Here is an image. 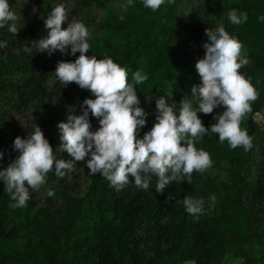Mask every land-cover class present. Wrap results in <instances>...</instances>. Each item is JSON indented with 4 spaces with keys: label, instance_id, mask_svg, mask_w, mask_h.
<instances>
[{
    "label": "trees",
    "instance_id": "obj_1",
    "mask_svg": "<svg viewBox=\"0 0 264 264\" xmlns=\"http://www.w3.org/2000/svg\"><path fill=\"white\" fill-rule=\"evenodd\" d=\"M18 17V32L9 31L12 21L0 27V169L17 156L14 140L26 138L38 124L57 159L72 160L59 150L58 123L67 114L80 115L85 98H95L77 84L59 82V61H74L79 52L51 56L36 52L32 40L49 31L44 20L63 4L68 20L83 22L89 30L88 56L111 58L128 73L140 71L147 80L134 85L140 107L147 113L142 138L156 117V99L164 96L177 114L179 102L192 99V87L202 81L196 62L205 52V29L223 25L242 44L248 64L239 71L258 92L241 127L252 138V148H231L218 134L207 133L196 142L210 154L212 166L193 172L191 183L172 181L156 192L153 175L149 188H137L134 177L121 189L101 174L90 173L86 161L73 162L74 170L57 177L53 168L39 190L29 189L25 207L15 203L0 179V264H225L227 255L238 264H264V123L254 118L264 107V0H172L153 11L143 0H8ZM33 7L37 9L34 13ZM247 14L232 24L228 13ZM28 48L29 51H25ZM198 112L209 128L223 111ZM91 130L99 121L89 113ZM49 189L54 195L48 196ZM169 194L171 199H169ZM203 199V212L190 215L185 196ZM215 196V201L210 197Z\"/></svg>",
    "mask_w": 264,
    "mask_h": 264
},
{
    "label": "clouds",
    "instance_id": "obj_2",
    "mask_svg": "<svg viewBox=\"0 0 264 264\" xmlns=\"http://www.w3.org/2000/svg\"><path fill=\"white\" fill-rule=\"evenodd\" d=\"M164 3L165 0H143L144 6L153 11ZM128 4L132 6V0H128ZM32 11L35 13L37 9L33 7ZM68 18L63 4L55 6L44 20L49 31L31 43L36 52H46L49 56L56 50L64 54L69 48L71 55L79 52L74 61H59L54 73L63 85L75 83L81 89H88L95 98H85L82 114H67L66 122L57 125L62 141L59 150H66L72 160L57 159L38 124L26 138H15L14 148L19 154L0 169L5 191L15 201L10 207H25L30 198L29 189L39 190L53 168L57 177H64V170H74L73 162L86 161L90 173L101 174L118 190L129 182V174L134 177L137 188L147 190L155 175L158 178L156 192H163L172 181L184 182L185 177L190 184L194 171L203 173L212 166L210 154L196 147V142L209 132L218 134L219 141H227L233 149L243 146L249 151L252 148V138L241 123L252 111L251 104L257 100L258 92L251 80L239 71L249 62L241 56V42L223 25L214 30L205 29L208 37L203 44L205 52L195 65L202 83L191 89L192 97H196L195 107L192 99L185 97L179 102L177 114L173 104L164 96L158 97L155 122L138 138L146 124L147 113L139 106L134 85L144 83L147 76L136 71L133 83H129L127 69L113 59L86 55L90 48L89 30L76 19H70L63 28L62 23ZM228 18L232 24L239 25L247 20V14L238 15L233 9ZM17 19L8 0H0V27L12 21L9 31L15 35L19 30L15 24ZM4 46L5 42L0 41V47ZM218 106L224 110L217 114L209 131L198 112L211 114ZM89 113L99 121L100 126L95 131L91 130ZM2 156L0 152V158ZM47 194L52 196L54 191L49 189ZM210 200L215 201V196ZM183 203L190 215L198 217L203 212V199L189 195Z\"/></svg>",
    "mask_w": 264,
    "mask_h": 264
},
{
    "label": "rangeland",
    "instance_id": "obj_3",
    "mask_svg": "<svg viewBox=\"0 0 264 264\" xmlns=\"http://www.w3.org/2000/svg\"><path fill=\"white\" fill-rule=\"evenodd\" d=\"M255 120L258 124L263 125L264 123V107L263 109L254 115ZM225 264H238L237 258H233L230 255H227L224 259ZM182 264H194L192 261H186Z\"/></svg>",
    "mask_w": 264,
    "mask_h": 264
}]
</instances>
